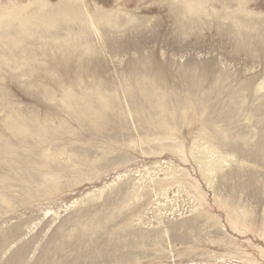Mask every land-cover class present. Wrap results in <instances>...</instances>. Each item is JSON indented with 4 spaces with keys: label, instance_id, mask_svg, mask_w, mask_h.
<instances>
[{
    "label": "rangeland",
    "instance_id": "374dc122",
    "mask_svg": "<svg viewBox=\"0 0 264 264\" xmlns=\"http://www.w3.org/2000/svg\"><path fill=\"white\" fill-rule=\"evenodd\" d=\"M0 264H264V0H0Z\"/></svg>",
    "mask_w": 264,
    "mask_h": 264
}]
</instances>
